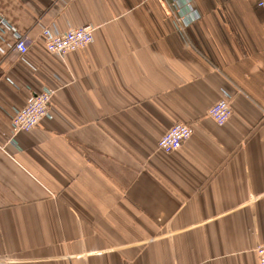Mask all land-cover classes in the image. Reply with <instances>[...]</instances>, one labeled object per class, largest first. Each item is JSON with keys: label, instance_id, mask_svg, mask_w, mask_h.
Segmentation results:
<instances>
[{"label": "crops", "instance_id": "crops-1", "mask_svg": "<svg viewBox=\"0 0 264 264\" xmlns=\"http://www.w3.org/2000/svg\"><path fill=\"white\" fill-rule=\"evenodd\" d=\"M264 0H0V264H259ZM95 26L65 56L44 27ZM51 115L11 142L31 94ZM232 94L223 125L209 115ZM175 123L192 136L167 153Z\"/></svg>", "mask_w": 264, "mask_h": 264}, {"label": "built area", "instance_id": "built-area-1", "mask_svg": "<svg viewBox=\"0 0 264 264\" xmlns=\"http://www.w3.org/2000/svg\"><path fill=\"white\" fill-rule=\"evenodd\" d=\"M57 1V0H56ZM67 4L69 0H61ZM191 2V0H185ZM264 6V3H262ZM95 26L82 25L71 28L67 31H60L51 27H44L42 38L48 51L59 56H65L69 52H78L95 39ZM11 30L15 38L14 49L22 56H26L30 48V38L27 34L15 29L12 23L0 13V38L4 39V34ZM55 90L45 88L42 92L31 94L26 103L17 109L11 118V142H15V136L19 132H32L43 118L51 115V101ZM208 115L219 125L225 124L232 115V94L223 91L220 99L209 109ZM193 127L189 124L175 123L159 139L158 148L164 152H173L189 140L193 134ZM259 264H264V244L256 248Z\"/></svg>", "mask_w": 264, "mask_h": 264}]
</instances>
